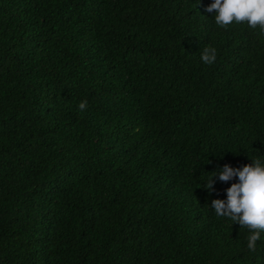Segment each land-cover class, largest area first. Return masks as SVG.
<instances>
[{"label":"trees","instance_id":"obj_1","mask_svg":"<svg viewBox=\"0 0 264 264\" xmlns=\"http://www.w3.org/2000/svg\"><path fill=\"white\" fill-rule=\"evenodd\" d=\"M213 2L0 0V264H264L206 189L264 164V32Z\"/></svg>","mask_w":264,"mask_h":264},{"label":"clouds","instance_id":"obj_2","mask_svg":"<svg viewBox=\"0 0 264 264\" xmlns=\"http://www.w3.org/2000/svg\"><path fill=\"white\" fill-rule=\"evenodd\" d=\"M206 11L216 13L214 22L221 28L227 29L233 23H246L252 29L259 27L264 32V0H214ZM216 59L215 48L203 49V63L212 65ZM87 106V101H82L78 108L84 111ZM213 173L206 184L209 193L213 191L214 177L218 176L223 182L238 177L239 182L226 190L227 200H213L212 207L217 216L230 218L250 230L252 234L247 238V247L254 252L260 234L264 232V164L255 159L242 169L224 166L220 172Z\"/></svg>","mask_w":264,"mask_h":264}]
</instances>
